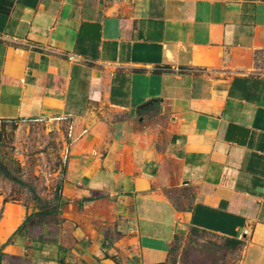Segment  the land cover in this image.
I'll return each instance as SVG.
<instances>
[{
  "label": "crops",
  "instance_id": "1",
  "mask_svg": "<svg viewBox=\"0 0 264 264\" xmlns=\"http://www.w3.org/2000/svg\"><path fill=\"white\" fill-rule=\"evenodd\" d=\"M263 54L264 0H0V120L73 123L0 264H174L190 229L264 264Z\"/></svg>",
  "mask_w": 264,
  "mask_h": 264
},
{
  "label": "rangeland",
  "instance_id": "2",
  "mask_svg": "<svg viewBox=\"0 0 264 264\" xmlns=\"http://www.w3.org/2000/svg\"><path fill=\"white\" fill-rule=\"evenodd\" d=\"M262 57L264 62V54ZM72 128L69 120H0V159L10 170L9 176L0 172V242L7 204L30 206L39 203L37 196L49 200L60 194L64 155L72 142ZM15 224L12 222L7 232ZM239 248L225 237L190 229L176 235L170 247V260L174 264H240Z\"/></svg>",
  "mask_w": 264,
  "mask_h": 264
},
{
  "label": "trees",
  "instance_id": "3",
  "mask_svg": "<svg viewBox=\"0 0 264 264\" xmlns=\"http://www.w3.org/2000/svg\"><path fill=\"white\" fill-rule=\"evenodd\" d=\"M7 169H9L5 163V161L3 159H0V172H4V174H8L7 176H9L10 174V170L8 171ZM15 181L19 182L20 184H26L24 181H22L21 179H14ZM36 200L42 204V207L43 208H47L46 206L50 203V201L46 200V199H43L42 197H36ZM59 200V199H58ZM230 241V243L237 247V246H240L243 242L239 239H235V238H232V239H228Z\"/></svg>",
  "mask_w": 264,
  "mask_h": 264
},
{
  "label": "built area",
  "instance_id": "4",
  "mask_svg": "<svg viewBox=\"0 0 264 264\" xmlns=\"http://www.w3.org/2000/svg\"><path fill=\"white\" fill-rule=\"evenodd\" d=\"M68 151H69V149L66 150V153H65V155H64V161H65V163H66L67 160H68Z\"/></svg>",
  "mask_w": 264,
  "mask_h": 264
}]
</instances>
